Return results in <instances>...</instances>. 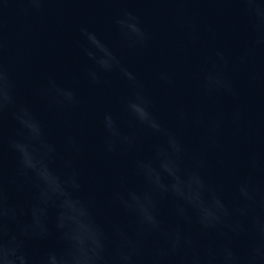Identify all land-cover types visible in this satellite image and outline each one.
<instances>
[{
    "label": "water",
    "instance_id": "95a60500",
    "mask_svg": "<svg viewBox=\"0 0 264 264\" xmlns=\"http://www.w3.org/2000/svg\"><path fill=\"white\" fill-rule=\"evenodd\" d=\"M0 264H264V0H0Z\"/></svg>",
    "mask_w": 264,
    "mask_h": 264
},
{
    "label": "clouds",
    "instance_id": "9594fccd",
    "mask_svg": "<svg viewBox=\"0 0 264 264\" xmlns=\"http://www.w3.org/2000/svg\"><path fill=\"white\" fill-rule=\"evenodd\" d=\"M53 183H55V182L53 181ZM66 204H67V211L69 213L74 214V213H76L78 211V209L76 208L75 204L70 203L68 201H66Z\"/></svg>",
    "mask_w": 264,
    "mask_h": 264
}]
</instances>
